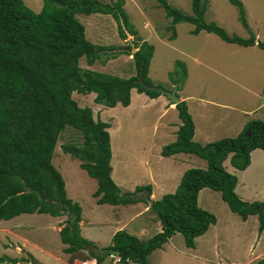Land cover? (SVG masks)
<instances>
[{
  "label": "rangeland",
  "instance_id": "obj_1",
  "mask_svg": "<svg viewBox=\"0 0 264 264\" xmlns=\"http://www.w3.org/2000/svg\"><path fill=\"white\" fill-rule=\"evenodd\" d=\"M24 1L36 12L42 9L43 0H36L37 6H33L31 0ZM101 1L113 3L118 0ZM241 1L248 27L240 20L239 10L230 0H203L207 7L205 21L216 22L231 36L249 38L254 34L257 40L264 42V0ZM168 2L185 14H193L192 0ZM123 9L128 29L136 31L134 36L127 30L126 40L120 37L118 23L111 14L96 12L77 14V17L86 27L87 38L96 44L112 46L116 51L137 37L140 42L146 40L155 46L148 81L150 85L167 90L179 83L178 95L188 96L186 102L195 122L196 141L209 143L234 138L248 122L264 120L263 48L227 42L218 34L205 30L193 34L194 23L172 24L159 0H124ZM129 52L116 54V57H113L114 52L103 54L93 65L82 59L81 65L130 77L137 70L131 54L134 51ZM95 97V92H73V98L81 107H91L95 118L110 123L108 130L114 152L112 175L121 194L134 192L138 183L156 187L158 182L157 198L160 199L176 190L186 170L208 166L207 160L191 153L162 158L161 146L177 138L181 124L178 110H166L172 102L166 94L152 97L145 92L142 95L135 92L128 106L118 103L114 107L98 104ZM81 142L79 132L67 126L60 134L53 163L64 177L67 196L82 209V235L104 248L111 244L113 231L129 221L145 204L97 203L93 195L98 187L97 180L81 166L78 158L63 149L67 143ZM225 165L240 178L237 192L245 200L264 202L263 149L255 150L253 165L248 169L235 168L230 159ZM140 191L143 190L137 193ZM199 204L213 212L218 221L195 238V247H188L184 235L176 233L172 240L151 253L150 264H255L264 258V230L259 229L258 215L243 219L230 209L221 191L212 188L200 191ZM66 219L67 215L34 212L0 220V256L5 258L0 264H34L23 259H35L40 264H75L64 252L60 234ZM158 221L162 224L158 213L149 210L134 223H147L148 234L140 237L149 239L158 233L155 229ZM84 253L91 258L87 251ZM15 259L19 261L15 263ZM104 263L107 264L106 260Z\"/></svg>",
  "mask_w": 264,
  "mask_h": 264
},
{
  "label": "trees",
  "instance_id": "obj_2",
  "mask_svg": "<svg viewBox=\"0 0 264 264\" xmlns=\"http://www.w3.org/2000/svg\"><path fill=\"white\" fill-rule=\"evenodd\" d=\"M159 1L172 24L194 23L193 34L205 30L227 42L258 45L264 49V42L257 40L254 34L249 38L231 36L216 22H206L207 7L203 0H192L193 14L183 13L168 0ZM230 1L248 27L243 2ZM123 6L124 0L113 3L43 0L42 9L36 12L24 0H0V220L34 212L67 215L60 234L70 262L76 257L89 258L84 253L87 251L98 264H105V260L110 264L112 253L120 255L118 264H150L151 253L176 233L184 235L188 247H195V238L217 222V216L199 204L200 191L212 188L221 191L230 209L243 219L258 215L259 229L263 231L264 202H250L237 193L239 177L227 169L225 162L230 159L239 170L251 165L252 152L259 148L264 150V120L248 122L234 138L201 143L194 139L195 122L187 102L182 100L176 104L182 121L177 138L163 147L162 155L191 153L207 160L208 166L189 168L174 192L151 202L150 209L157 212L162 221V231L142 239L120 229L113 235L111 244L104 248L82 235V209L67 196L64 177L53 163L60 134L67 126L79 132L82 142L67 143L63 149L78 158L81 166L97 180L94 196L98 203L136 202L137 191L146 188L139 186L134 192L121 194L112 176L110 123L95 118L91 107H81L73 98L75 91L95 92L98 104L114 107L118 103L128 106L133 88L152 97L159 95L147 90L139 81L144 75L145 82L151 84L148 73L155 46L146 40L140 42L136 37L132 42L137 49L131 53L137 70L133 76L120 77L81 65L82 59L93 65L109 52H114L113 57L130 53L132 43L115 51L112 46L89 40L85 25L77 17V14L96 12L111 14L118 23L120 37L126 40L127 30L134 36L136 31L128 29ZM4 260L0 256V261ZM23 260L40 264L35 259ZM256 264H264V259Z\"/></svg>",
  "mask_w": 264,
  "mask_h": 264
},
{
  "label": "crops",
  "instance_id": "obj_3",
  "mask_svg": "<svg viewBox=\"0 0 264 264\" xmlns=\"http://www.w3.org/2000/svg\"><path fill=\"white\" fill-rule=\"evenodd\" d=\"M38 2H39V0H38ZM30 3L34 6V5H36L37 6V1L36 0H31L30 1ZM38 9H40V5H38ZM135 92H137L138 93V95H142V93H144V92H139L136 88H133L132 89V91H131V101H132V96H133V94ZM178 93H179V89H178ZM179 97H180V101L181 100H185L186 101V99L188 98V96H184V95H180L179 94ZM153 100H154V98H153ZM152 100V101H153ZM168 109H176V104H174L173 102H171V103H169L168 105H167V107H166V110H168ZM177 110V109H176ZM104 111H102V113H103ZM99 114V113H98ZM99 116V115H98ZM181 125V124H180ZM245 127V126H244ZM179 130V129H178ZM176 140V139H175ZM174 140V141H175ZM171 143V142H170ZM111 144H112V138H111ZM165 145H167V144H163L162 146H161V148H160V154H161V156H162V158H163V155H162V149H163V147L165 146ZM112 147H113V144H112ZM113 151V150H112ZM255 152V150L252 152V161H251V165L249 166V167H251L252 165H253V153ZM183 153V152H182ZM179 154H181V153H178V154H175V155H172L171 157H173V158H177V156H179ZM167 157V156H166ZM113 158H114V152H113V155H112V161H113ZM168 158H170V156H168ZM163 160V159H162ZM248 167V168H249ZM247 168V169H248ZM113 171V170H112ZM113 173V172H112ZM113 176V175H112ZM115 180V179H114ZM239 181H240V178H239ZM239 181H238V184H239ZM237 184V185H238ZM139 186H146V188H144L143 189V192H140V193H137V195L135 196V198L137 199L136 200V202H133V203H131V204H133V205H137V206H140V205H142V204H145L144 205V207L142 208V209H140V211H138L137 213H135L132 217H131V219L129 220V221H127L126 223H124L122 226H119V228L118 229H115L114 231H113V235L115 234V232L117 231V230H120V229H126L129 233H132V234H134V235H137V236H139L140 237V235H146V234H148V231H149V227H148V225H147V223H140V224H136V223H134L136 220H138L140 217H142L147 211H149V210H151V209H149V207H150V203L153 201V200H156V199H158L157 198V190L160 188V186H159V184H158V182H157V185H156V187H154L153 185H151V184H145V185H143V184H140V183H138V184H136V188L137 187H139ZM150 186V187H149ZM238 186L236 187V190L238 191ZM145 189H149V196H150V202H148V203H146V201L143 199L144 197V194H145V192H144V190ZM239 194V193H238ZM93 195H94V193H93ZM240 195V194H239ZM241 196V195H240ZM95 197V196H94ZM242 197V196H241ZM96 198V200H97V197H95ZM143 199V200H140V199ZM243 198V197H242ZM244 199V198H243ZM98 203V202H97ZM217 221H218V218H217ZM83 223H84V220H83V218H82V220H81V230H82V225H83ZM133 223L135 224V225H133ZM214 225V224H213ZM60 228H62V227H60ZM149 228V229H148ZM156 231L157 232H160L161 230H162V224H160L159 223V221L156 223ZM174 236H176V234L175 235H173L171 238H170V240H172L173 238H174ZM113 237V236H112ZM141 238V237H140ZM93 241V240H92ZM260 255H263V254H260ZM259 256V255H258ZM255 258H257V256L255 257ZM254 258V259H255ZM253 259V260H254ZM252 260V261H253ZM259 260V259H258ZM251 261V262H252ZM20 263V262H19ZM18 263V264H19Z\"/></svg>",
  "mask_w": 264,
  "mask_h": 264
},
{
  "label": "water",
  "instance_id": "obj_4",
  "mask_svg": "<svg viewBox=\"0 0 264 264\" xmlns=\"http://www.w3.org/2000/svg\"><path fill=\"white\" fill-rule=\"evenodd\" d=\"M132 50L135 52L137 49L135 48L134 44L132 43ZM139 81L142 82V84L144 85V87L147 89V90H150V91H156L158 93H163V94H166L173 103L177 104L180 102V97L178 96V86H179V83H175L174 85V88L172 90H167L163 87H159V86H154V85H150L148 83L145 82V79H144V75H141L140 78H139ZM143 192V191H141ZM145 194H144V199L148 202H150V197H149V189H145L144 190Z\"/></svg>",
  "mask_w": 264,
  "mask_h": 264
},
{
  "label": "built area",
  "instance_id": "obj_5",
  "mask_svg": "<svg viewBox=\"0 0 264 264\" xmlns=\"http://www.w3.org/2000/svg\"><path fill=\"white\" fill-rule=\"evenodd\" d=\"M110 256L112 257V264H117L121 259L119 254H111ZM75 264H98V262L96 259L79 258L75 261Z\"/></svg>",
  "mask_w": 264,
  "mask_h": 264
},
{
  "label": "clouds",
  "instance_id": "obj_6",
  "mask_svg": "<svg viewBox=\"0 0 264 264\" xmlns=\"http://www.w3.org/2000/svg\"><path fill=\"white\" fill-rule=\"evenodd\" d=\"M179 89V88H178ZM177 93H178V91H177ZM179 96V95H178ZM182 101V100H181ZM175 104V103H174ZM178 104V103H177ZM178 115H179V113H178ZM181 120V119H180ZM181 123H182V121H181ZM164 156V155H163ZM237 191V190H236ZM141 192V191H140ZM238 193V192H237ZM150 197V196H149ZM100 204V203H99ZM151 204V203H150ZM149 209H150V207H149ZM61 230V229H60ZM162 231V230H161ZM170 240V239H169ZM112 254H117V253H112ZM111 255V254H110ZM109 255V260H110V264H112V257ZM79 258H81V257H76L75 259H74V261L73 262H75L77 259H79ZM83 259H95V258H83ZM262 258H260L259 260H261ZM264 259V258H263ZM121 260V259H120ZM259 260H257L256 261V263L259 261ZM96 261H97V259H96ZM98 262V261H97ZM120 262V261H119ZM118 262V263H119ZM117 263V264H118ZM255 263V264H256Z\"/></svg>",
  "mask_w": 264,
  "mask_h": 264
}]
</instances>
